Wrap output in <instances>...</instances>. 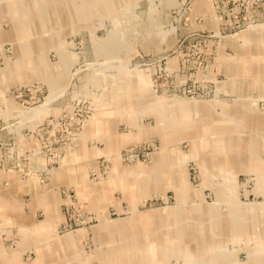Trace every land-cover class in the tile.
I'll return each instance as SVG.
<instances>
[{"label":"rangeland","instance_id":"rangeland-1","mask_svg":"<svg viewBox=\"0 0 264 264\" xmlns=\"http://www.w3.org/2000/svg\"><path fill=\"white\" fill-rule=\"evenodd\" d=\"M56 178L0 264H264V0H0V186Z\"/></svg>","mask_w":264,"mask_h":264},{"label":"crops","instance_id":"crops-1","mask_svg":"<svg viewBox=\"0 0 264 264\" xmlns=\"http://www.w3.org/2000/svg\"><path fill=\"white\" fill-rule=\"evenodd\" d=\"M210 114L211 113H205L204 115L207 117L210 116L208 118L209 121H206V118L203 120L204 128L206 125L213 127L215 124ZM59 178H56V180L47 187V192L42 188H33V186L32 188H28L27 185L24 186V184H21L19 180L17 182V179L12 180L14 183H17V188L15 187V190L13 188L14 191H11L12 186L9 187L10 190L0 186V261L2 254L5 255V251H7V249L4 248L5 246H3V235L7 236L11 230L21 229L26 232V236L31 237L33 235V228H35L31 214L38 210H44L47 211V213L51 211L54 212L55 210L57 211L59 201L57 186L61 183ZM25 195L30 197V202H25ZM53 201H56V203ZM48 218L50 217L48 216ZM28 229H30V232H28ZM11 236L14 235L12 234ZM30 246L32 248V242L30 244L26 243L24 249H28Z\"/></svg>","mask_w":264,"mask_h":264}]
</instances>
